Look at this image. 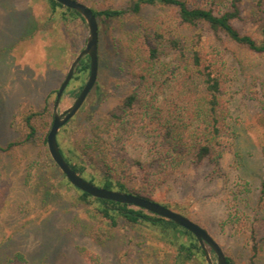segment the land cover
I'll list each match as a JSON object with an SVG mask.
<instances>
[{
    "label": "rangeland",
    "instance_id": "374dc122",
    "mask_svg": "<svg viewBox=\"0 0 264 264\" xmlns=\"http://www.w3.org/2000/svg\"><path fill=\"white\" fill-rule=\"evenodd\" d=\"M78 1L103 10L129 8L136 0ZM231 1L207 0L206 6L220 13L230 9ZM240 8L245 17L251 5L241 0ZM65 11H52L48 0H0L1 145L19 136V113L39 108L46 100L49 112L37 125L46 132L50 130L57 91L89 34L86 22L80 18L69 16L64 20ZM173 15L170 7L147 5L140 13L122 19L98 20L97 82L57 136L68 157L76 156L80 161L77 154L81 155L90 142L92 126L100 124L134 88L143 37L157 23H170ZM235 26L244 34L261 38L257 26L245 18L236 20ZM178 28L189 51L196 48L223 54L231 146L218 166L209 161L196 166L187 159L155 191L153 199L205 229L235 264H264V247L254 256L250 229L264 215L258 206L264 177V130L256 123L259 106L254 99L256 92L264 89V56L205 25ZM76 75L60 100L61 113L75 103L88 81L89 74L79 80ZM138 128L122 140L125 152L154 169L157 161L151 162L155 158L152 144L156 133ZM49 156L48 146L42 141L23 146L17 155L0 152V188L6 189L0 213V261L21 253L27 264H175V238L149 224L131 225L119 219L115 227H107L109 232L102 241L93 238L95 230L104 228L94 215V206L81 204L80 193L67 184L59 168L51 165ZM83 160L89 165L86 177L94 176L99 185L101 165L90 163L87 157ZM132 171L133 178L138 179L145 172L136 166ZM86 253L93 255L91 260ZM212 257L216 262V256ZM189 264L208 263L199 256Z\"/></svg>",
    "mask_w": 264,
    "mask_h": 264
},
{
    "label": "trees",
    "instance_id": "16d2710c",
    "mask_svg": "<svg viewBox=\"0 0 264 264\" xmlns=\"http://www.w3.org/2000/svg\"><path fill=\"white\" fill-rule=\"evenodd\" d=\"M206 1L136 0L125 9L108 7L96 10L90 7L97 20L122 19L127 14L140 13L143 6L147 5L170 7L174 15L170 23L166 20L157 23V26L143 37L142 47L140 39L138 49L141 47L143 50L134 74L136 85L107 113L100 124L92 126L90 142L82 148V156L77 154L80 161H77L76 156L66 155L57 137L63 157L85 180L97 185L94 176L86 177L89 165L83 158L87 157L90 163L98 162L101 165L102 179L98 186L157 202L153 199L155 191L168 181L187 159L196 166L205 161L218 166L230 149L228 76L223 54L219 51L204 53L196 48L189 51L186 38L179 33L178 27L195 29L205 25L213 32L223 33L239 46L264 56V0H246L251 8L245 17L242 16L240 8L241 0H232L230 9L220 13L208 8ZM48 2L52 11L58 8L66 10L64 20H69V16H72L80 18L85 24L77 11L55 0ZM244 18L257 26L260 39L242 33L235 26L236 20ZM138 49L136 47L135 50ZM75 74V79L78 80L82 75H90L88 56L81 60ZM254 99L259 106L256 123L264 130V89L256 92ZM49 107V101L46 100L39 108L30 107L21 111L18 115L21 124L19 136L5 145L0 144V152L17 155L20 149L29 143L42 141L47 145L50 130L46 132L40 128L37 121L49 112ZM51 118L50 129L54 113ZM136 126L140 130L146 129L147 132L156 133V140L152 144L155 158L150 161H157L154 169L147 168L139 160L129 158L125 152L122 140L128 133H132ZM150 126L154 129L149 128ZM49 158L51 165L58 168L50 156ZM134 166L139 171H145L139 179L133 178ZM62 176L67 184L72 186L63 174ZM72 187L80 193L81 204L94 206V215L104 226L93 233L92 236L96 240L102 241L109 232L108 229L115 227L119 219L131 225L149 224L175 238V264H189L199 256L206 262L204 251L196 237L174 222L131 205L93 198ZM5 199L6 189L0 188V213ZM258 206L264 211V177L260 185ZM250 229L255 256L264 247V215L259 217ZM181 237L187 239L182 240ZM210 251L214 254L211 249ZM86 257L91 260L93 255L86 253ZM3 261H0V264H27L25 256L21 253ZM227 264L235 263L227 257Z\"/></svg>",
    "mask_w": 264,
    "mask_h": 264
},
{
    "label": "water",
    "instance_id": "95a60500",
    "mask_svg": "<svg viewBox=\"0 0 264 264\" xmlns=\"http://www.w3.org/2000/svg\"><path fill=\"white\" fill-rule=\"evenodd\" d=\"M55 1L69 9L77 11L86 22L89 29V34L84 49L81 50V52L72 62L68 74L56 95V102L54 105V120L47 136L48 151L53 162L58 166L61 173L66 177L70 184L80 191L89 194L93 198L109 200L120 204H127L137 208H141L166 220L172 221L176 225L191 232L196 237L204 251L205 259L208 264H227V257L222 247L205 229H203L197 223L157 202L129 193H123L116 190H108L95 185L77 174L63 157L57 140L58 132L65 124H67L73 117H75L97 82L99 74L100 36L97 17L94 15L89 6L77 0ZM87 56L90 58V75L88 81L77 97L75 103L66 111L61 113L59 112L60 100L67 86L72 80L77 66L79 65L81 60ZM210 249L213 251L214 255L217 258L216 262H214L213 260Z\"/></svg>",
    "mask_w": 264,
    "mask_h": 264
}]
</instances>
